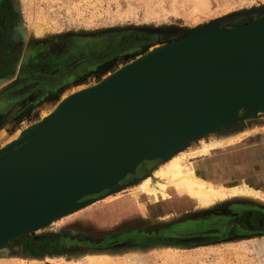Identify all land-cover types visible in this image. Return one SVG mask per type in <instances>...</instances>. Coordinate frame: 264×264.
Wrapping results in <instances>:
<instances>
[{"label": "rangeland", "instance_id": "obj_1", "mask_svg": "<svg viewBox=\"0 0 264 264\" xmlns=\"http://www.w3.org/2000/svg\"><path fill=\"white\" fill-rule=\"evenodd\" d=\"M263 17L264 0H0V24H5L0 115L37 91L22 114L16 110L0 125V146L49 115L64 97L96 85L104 73L147 55L157 44L180 42L211 24L237 29ZM40 26L43 34L37 37L34 29ZM260 125L264 118L238 120L188 146L231 132L248 140ZM158 164L149 161L142 168ZM141 180L91 196L96 199L82 208L8 241L0 249V264H264V225L250 229L240 223L247 211L264 213V201L232 196L197 209L188 196L170 191L166 201L155 202L137 194ZM195 236L209 239L188 245L163 241Z\"/></svg>", "mask_w": 264, "mask_h": 264}, {"label": "water", "instance_id": "obj_2", "mask_svg": "<svg viewBox=\"0 0 264 264\" xmlns=\"http://www.w3.org/2000/svg\"><path fill=\"white\" fill-rule=\"evenodd\" d=\"M235 32L233 37L225 35L220 45L184 47L158 64L148 62L101 89L82 92L57 105L47 119L27 127L20 141L1 149L0 232L31 218L46 225L54 214L66 212L65 205L75 206L67 210L77 209L96 199L91 196L132 184L138 180L139 165L164 159L163 147L168 149L182 136L188 140L202 134L196 130L192 135L191 127L231 114L229 124L213 131L228 128L242 120L238 116L245 107H259L264 97V30L247 26ZM176 77L186 88L183 98L166 96L176 90L172 86ZM196 96L195 105L206 103L200 107V117L190 125L169 124L176 109L182 113L196 107L188 100ZM32 100L26 97L1 114L0 125ZM154 112L160 113L158 117ZM158 128L165 133L153 136ZM130 140L135 141L131 149L135 152L123 148L122 143ZM208 239L163 241L188 245Z\"/></svg>", "mask_w": 264, "mask_h": 264}, {"label": "bare ground", "instance_id": "obj_3", "mask_svg": "<svg viewBox=\"0 0 264 264\" xmlns=\"http://www.w3.org/2000/svg\"><path fill=\"white\" fill-rule=\"evenodd\" d=\"M263 23L264 21L262 20L251 23L250 25H248V29L263 31L264 30ZM213 26L214 28L208 27V28H204V30L201 29L203 31L197 30L192 33H188L182 41L168 45V46H163L162 44L155 45L153 49L151 50V52L148 53L147 55L140 56L136 60L131 62L130 64H126L122 66L121 68L119 67L120 69L116 70L115 72L104 73L99 83H97L96 85L94 84L92 87L90 86V88H87L86 90L81 89L75 93H72L71 96L64 97V100H62L58 105L68 102L74 96L82 92H85L87 90L94 89L95 87H96L95 89H101L102 87L109 85L113 81L115 82V80L117 81L121 79L122 77L127 75L128 72H132V71L139 69L143 64H146L148 62L152 64L156 62V64H158L159 62L173 55H177V53L180 52V50L183 49L184 47H189V46L200 47L204 45L212 46L214 44L220 45L223 42V38L225 35L233 37L232 35H235L236 33H238V32H235L236 30L238 29L241 30L242 28L247 27L245 26V27H241L237 29L224 30L221 28L220 29L217 28L216 25H213ZM40 29H42L41 26L40 28L38 27L37 30L34 29L35 34H36L35 36L39 37L43 34L44 29L42 30V32ZM27 30L29 31V29ZM253 33H256V32H253ZM250 35H253V34H250ZM158 60L159 62H157ZM262 68L264 69V67ZM172 86L175 87L176 90L175 91L170 90L166 96L177 99L178 95H179V98L180 97L183 98L184 94H187L186 88L182 87L181 81L177 77H176V82L172 83ZM34 95L35 93H33L29 97H33ZM198 96L188 99L190 100L191 105H195L194 102L197 101L196 99L198 98ZM221 99H220V102H221ZM259 101L261 103V104L258 103L259 107H256V106L245 107L243 114L238 116V118L244 121L264 118L263 117L264 116V97L260 99ZM221 103H223V101ZM205 104H206L205 101H201L200 103H197V105H195L196 107L194 109L193 108L188 109L189 111H184L182 113L178 112L177 109L175 111L174 109H170L171 112L173 110L174 113H173L172 118L169 121V124L177 125V123H180V126H182V124L184 123V124L190 125L194 118L196 119L200 117L199 116V112L201 109L200 107ZM225 106L226 105H224L223 107ZM53 112L54 110H52V112L50 111L49 115L47 113V116H45L43 120L47 119V117L52 115ZM153 114H154L153 117H158L160 113L154 112ZM230 116L231 114L223 115L220 118H215L205 123H199L193 128L192 127L190 128L192 131V135L196 133V130H201L202 134L200 136L206 135L207 133L212 132L216 128V126L227 125L230 122V119H231ZM1 121H2V118H0V123ZM257 127L258 126H256V128H252V130L258 129ZM158 129L156 131H153V133L151 134L155 136L161 133H165L164 132L165 129H160V128ZM25 133H26V129H24L22 132L15 134V136L11 138V141L9 143H7L6 145L0 146V150L20 141L25 136ZM200 136L197 135L188 140H184L185 138L182 136L180 139L178 138L176 141H174L172 143V146L169 147L168 149H165L163 147L164 150H162V152L165 151V153H162V152L161 153L162 155H164V159L157 158L156 160H154V161H160V162L163 161V162L154 170L153 176L151 177L147 176L141 180V183L139 184L137 191H136L137 194L138 195L140 194L145 197H150L152 201L153 200L158 201L160 198L166 199L167 197H169L170 191H172L174 193H180V194L187 195L194 202L195 206L200 209L210 208L214 206V204L218 202L219 200H223L226 197L230 198L232 196L248 197L249 199L256 198L260 200V202L264 201V177H261L259 175L260 173L251 175V178H249L250 181H248L246 177L240 176L241 178L239 177V180L236 183H230V181L228 182V178H227L228 176L226 177L225 175L227 173L222 172L223 170H220V172L216 170H211V172L209 173L208 164L200 165L199 161L195 160V158L198 156L216 157L215 154L220 148L224 147L225 145H229L235 141H238L240 135L236 134V135H229V136H223V137H215L208 141L202 140L199 146L193 145L191 149L186 148L184 151L178 154H175L181 149L185 148L189 142L193 141V139H197ZM130 141L132 142H128V143L123 142L122 145H123V148L125 147L126 150H129L130 152H132L134 150H131V149H134L136 147V144L134 140H130ZM145 143L146 144L148 143L147 140L145 141ZM232 157L233 159H236V154H234L233 156H230L231 159ZM226 161L228 160L226 159ZM257 166L255 167L250 166V167L257 168ZM205 171H208V173ZM203 175H205V177ZM234 178L236 177L234 176ZM119 205H116V206H119ZM73 207H75L73 206V204H68V205L63 206L62 208L66 212H63V213L58 212L57 214H54L49 220V222H55L57 221V219L70 214V212L76 210V208L71 209V210H67V209L73 208ZM80 208H77V209H80ZM99 214L103 216L104 213H99ZM40 223L41 222H39V224ZM39 224L35 223L34 219L31 218V219L24 220L18 223L17 225L6 229L5 231L0 232V249L2 250L3 248H5L4 247L5 243H7L8 241H11L13 239H18L19 237H22V236L24 237L26 235H29V233L33 231L36 232L44 226V225H39ZM54 230H57V229H54ZM193 238L200 239V238H205V237L195 236ZM40 250H43V249H40Z\"/></svg>", "mask_w": 264, "mask_h": 264}, {"label": "crops", "instance_id": "obj_4", "mask_svg": "<svg viewBox=\"0 0 264 264\" xmlns=\"http://www.w3.org/2000/svg\"><path fill=\"white\" fill-rule=\"evenodd\" d=\"M257 128L260 129V131H258V133H249L250 138H248V140L243 139V136L246 134H242L241 132L240 133L231 132V134L226 133L225 135L218 136V137H223V136L238 134V135H240L241 138L239 137L238 141H235L229 145H225L224 147H222L223 149L220 148L215 154L216 157L211 156L212 157L211 158L210 156H208V157L198 156L195 158V160L199 161L200 165L208 164L209 173L211 172V170H216L218 172H220V170H223L222 172L227 173L225 175H226V177L228 176L227 177L228 182L230 181V183H236L239 180L240 176L241 177L244 176L248 179V181H250L249 178H251V175L256 174V173H260L259 175L261 177H264V125L262 127L260 125ZM256 134L260 135V138L254 137ZM199 143H195V146H199ZM192 147H193L192 145L188 146V144L186 146V148H188V149H191ZM231 150H233V151H231ZM234 154H236V159H233V157L231 159L230 156H233ZM226 159L228 161H226ZM192 161H193V159H192ZM155 162L156 163L159 162L161 164L163 161H161V162L155 161ZM160 164H158V165H160ZM257 165H259V166H257ZM250 166H252V167L257 166V168H252ZM157 167L158 166H152L150 169H148V168H146V166L144 168H142V165H139V167L136 170V172H139V174L141 173V176L138 178V181L140 182V180L143 177L153 176V172ZM205 172L208 173V171H205ZM223 175H224V173H223ZM203 176L205 177V175H203ZM234 176L236 178H234ZM175 194L178 196L184 195V194H180V193H175ZM184 196H187V195H184ZM169 197H167L166 199L160 198L158 201H161V200L166 201ZM155 202H157V201H155ZM197 209H199V208H197Z\"/></svg>", "mask_w": 264, "mask_h": 264}, {"label": "flooded vegetation", "instance_id": "obj_5", "mask_svg": "<svg viewBox=\"0 0 264 264\" xmlns=\"http://www.w3.org/2000/svg\"><path fill=\"white\" fill-rule=\"evenodd\" d=\"M4 25L5 24L2 22L0 24V28H1V26H4ZM0 36H1V34H0ZM0 40H1V38H0ZM1 49L2 48H1V45H0V54H1V52H3ZM33 93H35V95H36L37 94V91H35ZM32 94L28 95L27 97L31 96ZM7 100L8 101L11 100L10 102H13L14 103L16 101V98H14V99L11 98V99H7ZM28 105H29V103H26L23 107L19 108L17 110V114L16 115L19 116L20 114H22L23 110H25ZM5 122H7V121H5ZM5 122H3L2 124H4ZM243 215H242L243 217L241 216L242 217V220H243V225L246 226L247 228H250V229H261L263 227V225H264V213L263 212L250 210V211L245 212ZM255 217H257V220H255Z\"/></svg>", "mask_w": 264, "mask_h": 264}]
</instances>
